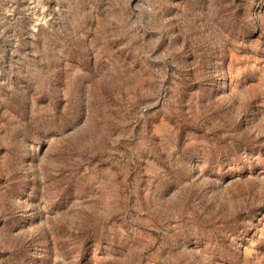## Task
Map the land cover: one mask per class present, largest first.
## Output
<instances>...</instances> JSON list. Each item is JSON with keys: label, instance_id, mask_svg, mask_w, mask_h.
Returning <instances> with one entry per match:
<instances>
[{"label": "rangeland", "instance_id": "1", "mask_svg": "<svg viewBox=\"0 0 264 264\" xmlns=\"http://www.w3.org/2000/svg\"><path fill=\"white\" fill-rule=\"evenodd\" d=\"M0 264H264V0H0Z\"/></svg>", "mask_w": 264, "mask_h": 264}]
</instances>
